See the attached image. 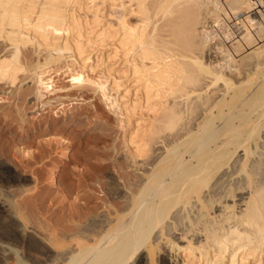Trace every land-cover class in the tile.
Returning <instances> with one entry per match:
<instances>
[{"label":"bare ground","instance_id":"1","mask_svg":"<svg viewBox=\"0 0 264 264\" xmlns=\"http://www.w3.org/2000/svg\"><path fill=\"white\" fill-rule=\"evenodd\" d=\"M93 1L91 0V3ZM103 1H109L111 5H117L115 2H118L119 5L117 28L111 24L115 28L111 31V25L100 24L102 21L99 12H95V9L91 20H87L89 17L86 19L85 16L82 21L77 14L82 8L80 0H0V39L9 45L8 53L0 55V81L7 80L13 84L19 78V73L27 70L26 65L21 63V55L22 48L24 50V46L29 44L34 46V51H47L43 61L40 58L36 61L38 71H35L34 80L37 91L49 90L52 84L48 81L50 78H43V67L57 61L62 51H71L75 55L83 54L86 47L83 48L85 45H82L79 38L84 26H89L88 31L95 39L94 42L98 40L99 43L102 42V46L112 37L111 39L118 40L116 44H119L125 55L134 53L131 59L133 73L143 81L144 90L146 88V91H143L146 92L145 101L148 102L147 99L150 100L154 94L163 100L159 125L151 126L155 125L151 121V125L142 130L137 124L134 129L130 126L124 128L123 138L133 163L136 164V158L141 157L144 159L143 164L149 166L147 169L143 168L145 176L138 179L139 185L127 203L124 218L115 225L106 226V233L97 243L80 246L77 251L72 252L64 264H128L142 247H145L148 255L158 242H163L176 251H183L181 253L186 256L189 254L187 252L194 254L198 251L197 256L204 260V264L224 263L226 257L229 264H235L237 259H240L239 252L245 251H251V255L257 259H264V82H256L254 77H251L257 73L260 66H264V0ZM175 1L178 2L173 5ZM93 6L87 8L88 11ZM132 12L138 20L135 25L131 22L130 25L129 19L127 20V14ZM204 14L213 17V25L215 22L218 25L221 16L226 18L235 14V18H238L241 28L238 35H235L237 45L233 43L234 40L232 43L233 47L238 46L242 51L253 47L247 52V55L252 57L249 70L253 73L250 77L244 76V62V65H233L235 57H232V48L229 49L231 46H228L225 52L223 49V53L219 48V55L223 54L224 59H227L224 62L221 58L224 62L222 64L212 65V60H207L209 63L204 65L197 55H194V49H200V44L204 49L206 41L210 39L209 34H212L202 24L205 37H202V41L195 39V24H198L199 16ZM162 17L164 22H160L156 27V21ZM224 27L228 28L227 25ZM209 29L213 31L212 28ZM215 33H218V30ZM92 37H88V40ZM61 38L62 42H59ZM174 45H178V49L173 47ZM218 45L220 44L216 47ZM94 46L92 45L93 48ZM202 49L196 53H204L205 50ZM53 52H56L57 56L54 57ZM87 53L89 55V52ZM217 55L215 54V57ZM235 55L238 56L236 53ZM248 62L246 60L245 63ZM216 65H220L219 69L214 67ZM226 68L235 72L233 79L224 76L223 70ZM202 73L213 75L212 83L223 81L225 91L220 95L212 92L210 95L200 96L198 92L202 86L198 85V82ZM71 76L70 79L76 83L84 79L82 73ZM103 86L98 87L102 90ZM231 90L234 93L227 97ZM102 93L106 94L105 91ZM168 97L171 101H168ZM178 98L181 101H176ZM158 100L161 103L159 98ZM121 107L119 109L122 114L123 111L128 112L126 106ZM199 107L200 110L197 111ZM151 116L156 115L154 113ZM128 120L126 122L130 124ZM125 195L129 196L126 193ZM97 222L100 221L96 220ZM78 228L82 229V226ZM82 237L84 236L80 238ZM46 238L49 239L47 236ZM79 240L81 239L77 241ZM180 241H184V244H179ZM1 254L4 255L2 251ZM245 258L247 260V255ZM245 258L243 257L244 261ZM49 261L51 263L52 259ZM18 264H21L20 261Z\"/></svg>","mask_w":264,"mask_h":264},{"label":"rangeland","instance_id":"2","mask_svg":"<svg viewBox=\"0 0 264 264\" xmlns=\"http://www.w3.org/2000/svg\"><path fill=\"white\" fill-rule=\"evenodd\" d=\"M94 1L91 3V0H80L82 8L77 11L78 17L82 21L85 16L86 19L87 17L90 18L95 9V12L96 10L99 12L97 13L101 18L100 21L102 22H99L101 25L112 24L117 28L118 2H115L117 5H111L109 1H106V3H103L105 2L103 0ZM177 2L175 1L173 5ZM90 6L93 7L88 11L87 8ZM111 6L113 9H111ZM129 14H127L128 23L130 25L131 23L132 25L137 24V16L133 12ZM208 16L210 17L209 14L199 16L198 24H195V39L203 40L205 28L209 32L211 31L210 33L213 35L209 34L210 39L207 41L210 40V43L206 41L204 49H202L203 45L201 46V44L200 49L197 48L198 50H205V52L199 51V55L196 53L198 50L194 49L196 51L194 55H197L204 65H207L211 60L212 65L222 64L225 58L222 56L223 49L225 52V49L231 46L229 49L232 48L234 53L230 52H232V57H235L232 62L235 63L233 64L229 60L228 62L233 65L238 64V66L244 62L245 66L242 65L245 71L244 76L250 77L253 73L249 70L252 57L247 55V52L252 50L253 47L250 44L252 48L245 51H242L243 49L241 50L238 46L233 47L234 42L237 45V36L235 35H238L241 28L238 18H235V14H230L226 18L221 16L220 19L224 22L222 23L220 20L218 25L216 22L213 25V17L209 19ZM89 18L87 20H91ZM162 21L164 22L163 17L161 20L156 21V27L160 25V22L162 24ZM202 24L205 25V28L202 27ZM112 25V28H109L110 31L115 29ZM224 25H227L228 28H225ZM88 27L84 26L82 30V36L86 34L87 37L81 36L82 39L79 38L82 40V45H85L83 48L86 47V50H83L84 56L83 54L75 55L71 51L69 53L62 51L57 61L43 67L45 71L42 75L43 78H50L46 80L51 81L52 84L49 90L37 91L34 80L35 71H38L36 61L39 58L43 61L47 51H34V46L32 47L29 44L24 46V50L22 48L21 55V63L26 65L27 70L20 72L19 78L13 84L7 80L0 81V264H18L19 261L21 264H35L36 261V264H64L72 252L77 251L80 246L97 243L106 233L109 225H115L124 218L127 203L134 194L135 189H137L136 186L139 185L138 179L145 176L143 168L147 169L149 167L143 164L144 159L141 157L136 158L137 165L133 163L130 153L127 152V143L123 138L124 128L130 126L134 129L138 125L141 127L139 129L142 130L149 127L152 122L155 125L151 126L159 125L163 100L154 93L155 96L152 95V99L151 92H149L151 99L148 98V102L145 101L146 92L143 93V91H146V88L144 90L143 81L136 73H133L134 68L131 59L134 53L131 52L125 55L122 48L118 46L119 44H116L118 40L111 39L112 37L101 46L100 43L102 42L99 43L98 40L94 42L95 39L89 33ZM208 27L212 29L216 27L217 29L214 28L212 31ZM95 28L97 27L95 26ZM183 28L180 27V29ZM219 29H221V32H219ZM227 29L231 30L230 35ZM200 30L202 33L199 32ZM217 30L220 34L215 33ZM231 33H233V39ZM223 34L228 37L225 38ZM90 36L92 39L88 40ZM110 39L111 41H109ZM222 39L231 41L226 42ZM61 40L62 38L60 41L58 39L59 42H62ZM0 41V55L3 56L8 53L9 45L7 46V42L2 39ZM89 42L95 45V48ZM217 44H220L219 47H216ZM224 44L227 46L225 47ZM173 47L178 49V45ZM219 48L222 49V57L219 55V52H221ZM87 52H89V55ZM210 53H213V55ZM214 53L218 54V57H215ZM235 53L240 55L236 56ZM52 54L57 56L56 52ZM245 56L246 60L249 61L248 63H245ZM225 60L227 59H224V62ZM247 64L250 65L247 66ZM218 66L220 65L214 67L219 69ZM128 68H131V70ZM227 69L223 70L224 76L227 79H233L235 72L232 70L230 72ZM77 73H82L84 78L80 83L70 79L71 75ZM212 77L213 75L207 73L200 75V83L198 82V85L202 86V89L198 92L200 96L204 97L212 94V92L220 95L225 91L224 82L219 80L212 83ZM251 77H254L253 79L256 82H264V66H260L257 73ZM101 85H104L102 90L106 94L99 89L98 86ZM233 93V90L229 91L227 97ZM103 95H106V97ZM158 98L161 103H159ZM134 100L135 102H133ZM117 101H120V103ZM168 101H171V98L168 97ZM176 101H181V99L178 98ZM118 104L123 108L126 106L129 113L123 111L124 114L126 113L124 116ZM198 110H200V107L197 108ZM154 113L156 116H151ZM120 119H123V121ZM127 120L130 121V124H127ZM125 193L129 195V198ZM91 219L94 221L93 223ZM96 220L100 222L96 223ZM94 223L98 226L96 227ZM92 224L94 225L92 226ZM80 226H82V229L78 228ZM65 236L68 237L65 238ZM81 236L84 237L80 238ZM78 239L83 241L79 240L78 242ZM179 244H184V241H180ZM32 247H34L33 250ZM1 251L5 256L1 254ZM175 251L173 247L158 242L148 255L145 247H142L132 256L128 264H184L186 262L188 264H198L200 261L199 264H204V260L201 258L200 260L197 256L198 251H195L194 254L187 252L189 253L187 256L181 253L183 251L177 250L178 253ZM251 254V251L239 252L238 258L242 260L247 255V260L245 258V261L243 259L241 262L240 259H237L235 264H264L263 258L257 259ZM53 255L54 257H52ZM142 255H145L144 258H141ZM64 258L66 259L63 260ZM49 259H52L51 263ZM186 259L187 261H185ZM224 261V263L218 262L217 264H229L228 257Z\"/></svg>","mask_w":264,"mask_h":264}]
</instances>
